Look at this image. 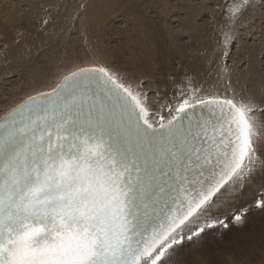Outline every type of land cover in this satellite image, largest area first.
<instances>
[{
  "label": "snow or ice",
  "instance_id": "snow-or-ice-1",
  "mask_svg": "<svg viewBox=\"0 0 264 264\" xmlns=\"http://www.w3.org/2000/svg\"><path fill=\"white\" fill-rule=\"evenodd\" d=\"M246 6H227L229 26ZM80 81L50 116L0 121V264H168L175 247L244 222L253 205L197 223L229 190L258 175L264 185L254 97L229 80L205 98L189 81L161 102L169 118L156 126L143 82L102 67Z\"/></svg>",
  "mask_w": 264,
  "mask_h": 264
},
{
  "label": "bare ground",
  "instance_id": "bare-ground-1",
  "mask_svg": "<svg viewBox=\"0 0 264 264\" xmlns=\"http://www.w3.org/2000/svg\"><path fill=\"white\" fill-rule=\"evenodd\" d=\"M14 1L15 0H0V34H1V32L6 31V29L4 30V26H5V28L10 27L14 31H16V30L19 31L21 33L19 35V38L21 40H24V41H23V44L16 45L11 50V52L19 54V56L14 61L15 65L12 63V65H14L12 67V70H13L15 75L14 74H13L14 76L10 75L8 77V79L6 78V81H3L0 85V121L8 113H10L12 110L21 107L27 100H29L33 97L45 96V95L50 94L53 91H56L58 89V87H60L65 82V80L67 78L73 76L77 72L84 71V70H95L98 67H102V68L106 69L107 71H109V73L112 74L114 77H116L118 79L119 83H124V84L133 83L134 84L136 82H143L146 85L141 90L143 92L147 93V108H148L147 115L149 117L150 122H152L154 125L158 126V124L160 122L159 117L161 115L165 117V122L169 118L168 111L166 109L162 108V104H161V102L163 100L171 99L172 96L170 95L169 91L174 87H176V89H177V86H179V85H185V83L187 85L188 81L184 83V78H188V77L193 78V76H194L193 74L195 73V71L201 67V65L203 63L202 60L206 61L205 60L206 57L205 56L201 57L202 58L201 59L200 58L201 55H199L198 53L192 54V55L184 54L183 56L176 57L174 60V62H175L174 67H175V64H177V65L179 64L180 66H177L173 69V81L172 82L167 83L169 80H166L165 78H162L161 76H157L158 73L156 74L155 69H158V64L156 62H153V57L159 56L161 54V52H160L161 49H160V51H158L159 45L157 46V44L155 42L156 41L155 38H153V35H151L147 31L148 27L144 28V26H142V25L138 26V24H142V22L137 21V22H135L136 24H133L132 29H131V31L133 33L132 38H130V39H127L124 37L122 38L124 45L119 43L117 39H116L117 41H115V40H112L111 37H108L109 35L107 34V28L109 27L110 23L114 24L115 22L118 21L117 17L123 11L124 3L127 2V0H85L86 2H84V0H82L81 2H79V0H74V3H67V9L68 10L70 8H75V4H78V2L80 3L79 8H77V11H79L80 16L76 21H74L76 24V25L74 24L76 26L75 31L73 30V31L69 32L68 36L64 35L63 39H57L55 37L54 39H52V41L48 42L47 44H45L46 42L44 43V40L49 35H52V32H51L52 29L51 28L55 26L54 25L55 21L58 22V20L63 16L64 8H62V4L60 5L59 9L56 10L54 8V2H52V0H31V1L29 0L31 2L29 7H25V5H27L26 0H20V2L18 3V6L13 5V4H15ZM134 1L135 0H129V3L131 4V6H128V7H129L131 12L133 11V13L136 14L137 11L136 10L134 11V8L132 7V4H134ZM147 1L149 3L158 1L160 3V5H162V6L164 4L163 0H147ZM191 1L192 0H188L185 3V7L183 8L184 11L189 13L187 18H189L190 20H191L192 16L193 17H194V15L197 16V10H195L194 12L192 11V2L195 0H193L192 2ZM176 2H177V0H176ZM139 3H142V2H139ZM171 3H174V2H171ZM180 3H182V2H180ZM42 4H44V5L41 6ZM175 5H177V4H175ZM147 6H149V5L147 4ZM155 6H157V4ZM164 6H163V8H164ZM86 8L89 9L90 14H92V16L86 22H84L83 21V19H84L83 15H84V12L86 11ZM167 8H169V7H167ZM175 9H177V8H175ZM38 10H41V11L43 10L48 14V16H50L48 23H49V21H53L52 24L46 26L45 30L44 29L36 30V28H30L31 25L33 24V21H32V24L30 23L31 25L27 26L28 22H30L32 19H34L33 15ZM149 10H151L150 7H149ZM41 11H39V13H41ZM145 11H147V10H145ZM151 11L153 12V10H151ZM158 12L159 11H157V14H158ZM160 12H162V11H160ZM206 12H207V10H206ZM182 14L184 15V13H182ZM199 14H200V12H199ZM162 15H160V16H162ZM39 16H41V15H39ZM130 16H132V15H130ZM130 16H129V18H130ZM185 16H186V14H185ZM36 17H37V15H36ZM165 17H166V15H165ZM2 18H3V20H2ZM133 18H134V15H133ZM137 18H139V17H137ZM183 18H185V17H183ZM50 19H53V20H50ZM34 20H36V19H34ZM144 20H146V19H144ZM147 20H148V18H147ZM22 21H24V22H22ZM180 21H182V20H180ZM74 22H71V23H74ZM24 23H27L26 26H24ZM43 23H44V21H43ZM164 23H165V21H164ZM71 25H73V24H71ZM188 25H189V23H188ZM41 26L43 27V25H41ZM164 26H163V28L166 27V26L165 27ZM24 27L26 29H29V28L30 29L26 30V32H25V30L23 29ZM184 27H185V25H184ZM70 28H71V26H70ZM185 28H187V27H185ZM21 30H23V32H21ZM150 30H151V28H150ZM156 30H158V29H156ZM161 30H162V28H161ZM14 31H13V33H14ZM104 32H105V36L108 37L106 39L102 38V35ZM38 41H41L40 42L41 46L36 47V45H38ZM164 44H165V42H164ZM9 45L10 44H8V46ZM169 45H170V42H169ZM50 46H55V48L54 47L49 48ZM160 46H162V45H160ZM66 47H68L67 50H66ZM170 47H171V45H170ZM177 49H179V48H177ZM196 50H197V48H196ZM7 52H8V50H7ZM166 53L164 55H166ZM8 55L9 54H7V56ZM151 55H153V56H151ZM217 62H218V60H217ZM12 65H10V66H12ZM172 65H173V63H172ZM221 65H223V63ZM217 66H218V64H217ZM167 68H168V66H167ZM164 69L166 70V68H164ZM168 70H169V68H168ZM162 72H163V70H162ZM195 75H196V73H195ZM195 79H197V77ZM203 80H205L207 82V84L203 83L204 85L201 86L202 91L206 94L205 98H208L210 96H215L217 93L222 94L224 92V90H223L224 85L222 87V85L217 86L215 84H211V82H208V80H211V79H208V77H205V76L203 77ZM263 80L264 79H262V81ZM77 82H81L80 77L77 78L76 83ZM71 83H72V81H69L66 83V85H70ZM84 83H86V81ZM200 83L202 84V82H200ZM200 83H199V85H200ZM231 84L233 86L238 87V88L244 89L247 95L254 97L256 105H257L256 111L254 114V118L258 124L264 123V120H262V118H261V116L264 114V108H262L261 104L257 101L259 94L255 90L252 91L251 89H247V87H246L247 85L242 86V84H239V83L233 84L232 82H231ZM206 85H207V87H206ZM204 87H206L208 89H205ZM248 87H249V85H248ZM209 90L211 92H208ZM257 90L259 91V89H257ZM253 93L257 94L256 98L253 95ZM256 144H257V148H258L257 155L259 157V160L257 162V169H259L260 161H264V155H263V153H264V129H261V135L257 138ZM259 179H260V175H258L256 177L255 182L250 181L246 187H237L234 190H229V192L225 193L224 197L222 198V200L219 204V207L217 209L212 210L209 214L202 216L200 218V221H198L197 223L201 222L204 219L205 220L203 222H205L206 220L221 217V215L223 214L221 211H223L224 209H225L224 211H226V209H227V211H229L231 213V211L228 209L229 205H230V207H232V205L234 204V206H233L234 208L239 207L241 209V207L245 206L244 197H245V194L247 192V189L252 188V185L254 183H258ZM235 190H236V192H234ZM233 199L235 200V203L232 202ZM253 210H254V208H253ZM254 219H256V218H254ZM263 219H264V217H263ZM255 222H257V221H255ZM254 223L252 224L253 228H254V225H257L256 223L255 224ZM249 225H251V224H249ZM235 227H236V225L233 226V228H235ZM228 235L227 236H228L229 243H231L232 245L227 244V242H224L223 247L221 249L211 250V251L208 250L209 258L207 261L202 260L200 262L199 259L203 258L205 253L201 254V255L198 253L199 256L196 259L191 258V260H193V262L186 263V264H233V263L234 264H241V262H244L243 244L241 242V239L239 237H237L238 236L237 229H233L232 232L229 233ZM261 240H263V239H261ZM198 242H200V241H198ZM194 244H196V243H194ZM262 245H264V244H262ZM181 247H175L174 254L168 258V264H181V262L177 261V263H174V261H173L176 258V256L178 255V253L180 254ZM193 247H195V246L193 245ZM192 249H194V248H192ZM192 249L190 251H192ZM170 251H173V250H170ZM230 251L232 254L228 257V254ZM233 257H235V258H233ZM215 261H217V262H215ZM161 264H163V261L161 262Z\"/></svg>",
  "mask_w": 264,
  "mask_h": 264
},
{
  "label": "rangeland",
  "instance_id": "rangeland-1",
  "mask_svg": "<svg viewBox=\"0 0 264 264\" xmlns=\"http://www.w3.org/2000/svg\"><path fill=\"white\" fill-rule=\"evenodd\" d=\"M16 1L17 0L14 1V3H15V4H13L14 6L15 5L18 6V3L20 2V0H18L17 2ZM30 1L26 0L27 5H25V7H29V5L31 4ZM81 1L82 0H79V2H81ZM144 1L143 0H138V1L135 0L134 1V4H132V7L134 8V11L135 10L137 11V13L135 14V13H133V11L132 12L130 11L128 6H131V4L129 3V0H127V2L124 3L123 11L117 17L118 21L115 22L114 24L110 23L109 27L107 28V34L109 35L108 37H111V39L115 40V41L118 40L119 43L123 44V41H122L123 37L127 38V39H130L133 37V33L131 31L133 24H136L135 22H137V21L142 22V24H138V26L142 25V26H144V28L148 27L147 28L148 30L147 29L146 30L151 35H153V38H155V40H156L155 42H156L157 46L159 45L158 51H160V49H161V51H160L161 54L157 57L156 56L153 57V62H156L158 64V69H155L156 74L158 73L157 76H161L162 78L169 80L168 82L166 81L167 83L172 82L173 81V69L177 66H180L179 64L178 65L175 64V67H174L175 58L178 56H183L184 54L192 55V54L198 53L199 55H201L200 58L205 56L206 61L202 60L203 63L201 65V67L195 71L196 75H195V73L193 74L195 77L193 76V78L192 77L184 78V83L187 81L188 82L191 81L192 84L201 88V86L204 85L203 83L207 84V82L205 80H203V77L205 76V77H208V79H211V80H208V82H211V84H215L217 86L222 85V87H223V85H225V83L228 82L229 80L233 84L239 83V84H242V86L247 85L246 86L247 89H251L252 91L255 90L259 94L257 101L261 104L262 108H264V83H263L264 80L262 81V79H264V20H263L264 19V0H250L251 7L249 8L246 6L242 10L241 14L236 18L235 22H233L231 24V26H229L227 6L229 4L241 3L242 0H211V1L210 0H195V1L192 0L193 1V2L191 1L192 2V11L194 12L195 10H197V16H195V15H194V17L192 16V18H193V19L191 18L192 21L189 18H187L189 13H187L186 11L183 10V8L185 7V3L188 0H182V1L177 0L178 3L176 2V0H163V3H164L163 6L165 5L164 8L162 5H160V3L158 1H155L152 3H149L147 0L145 2ZM179 1L182 3H180ZM52 2H54V8L56 10H58L60 5L62 4V8H64V11H63V16L58 20V22L55 21V24H54L55 26L51 28L52 29V31H51L52 35H49L48 37H46V39H45L46 41L44 40V43L46 42L45 44L52 41V39H54L55 37L57 39H63L64 35L68 36L69 32H71L73 30L75 31V28H76L75 25L76 24L74 21H76L80 16L79 11H77V8H79V6H80L79 2H78V4H75V8H70L69 10L67 9V3H74V0H62V1L61 0L60 1L59 0L58 1L52 0ZM84 2H86V1L84 0ZM139 2H142V3H139ZM171 2H174V3H171ZM147 4L149 6H147ZM156 4H157V6H155ZM175 4H177V5H175ZM43 5L44 4H42L41 6H43ZM149 7L151 10H153V12L151 10H149ZM167 7H169V8H167ZM175 8H177V9H175ZM145 10H147L148 12ZM206 10H207V12H206ZM39 11H41V10H38L33 15L34 19H36V20L32 19L30 22H28V24L24 23V26H26V24H27V26L31 25L32 21H33L34 25L32 24L30 28H36V30H39V29L45 30L46 26L52 24L53 21H49V23H47V24L43 23V21H45V20L48 21L50 16H48V14L43 10L41 11V13H39ZM157 11H159L158 14H157ZM160 11H162V12H160ZM199 12H200V14H199ZM182 13H184V15ZM164 14L166 15V17ZM185 14H186V16H185ZM36 15H37V17H36ZM39 15H41V16H39ZM130 15H132V16H130ZM133 15H134V18H133ZM160 15H162V16H160ZM91 16H92V14H90L89 9L86 8V11L84 12V15H83V18H84L83 21L86 22ZM129 16H130V18H129ZM137 17H139V18H137ZM183 17H185V18H183ZM143 18L146 20H144ZM147 18H148V20H147ZM2 20H3V18H2ZM50 20H53V19H50ZM180 20H182V21H180ZM164 21H165V23H164ZM22 22H24V21H22ZM71 22H74V23H71ZM187 22L189 23V25ZM71 24H73V25H71ZM41 25H43V27ZM184 25L187 28H185ZM70 26H71V28H70ZM163 26L165 28H163ZM150 28H151V30H150ZM161 28H162V30H161ZM5 29H6V31L1 32V34H0V37H1L0 38V62L2 61L0 63V65H1L0 66V69H1L0 70V85L3 81H6V78L8 79V77L10 75L11 76L15 75L13 70H12V67L15 65L14 61L19 56V54L13 53V52H11V50L14 46L23 44V41H24V40H21L19 38V35L21 34L19 31H17V30L14 31L10 27L5 28V26H4V30ZM23 29L25 30V32H26V30H29V29H26L25 27ZM156 29H158V30H156ZM13 31L15 34L13 33ZM21 32H23V30H21ZM224 32H229L230 38H231L228 40V49L229 50H228V54L226 56L223 55V53H222V49L224 47V38H223ZM108 37L105 36V32H104L102 35V38L106 39ZM40 42L41 41H38V45H36V47L41 46ZM164 42H165V44H164ZM169 42H170L171 47L169 45ZM8 44H10L11 46L10 45L8 46ZM160 45H162V46H160ZM51 47L55 48V46H50L49 48H51ZM177 48H179V49H177ZM196 48H197V50H196ZM67 49H68V47H66V50ZM171 49L173 51L174 50L175 51L173 52ZM7 50H8V52H7ZM164 52L165 53L167 52L166 55H164L165 54ZM7 54H9V55L7 56ZM151 56H153V55H151ZM217 60H218V62H217ZM12 63L14 65H12ZM172 63H173V65H172ZM222 63H223V65H221ZM9 64L12 66H10ZM217 64H218V66H217ZM167 66H168L169 70H168ZM164 68H166V70ZM162 70H163V72H162ZM196 77H197V79H195ZM221 77H224L225 79H221ZM200 82H202V84ZM199 83H200V85H199ZM185 85H186V83H185ZM248 85H249V87H248ZM206 87H207V85H206ZM206 87H204V88L208 89ZM175 89H176V87L172 88L169 91L171 96H172V93ZM257 89H259V91ZM223 90H224V88H223ZM208 92H211V91L209 90ZM253 95L255 96V98L257 97L256 93H253ZM261 118H262V120H264V114L261 116ZM263 155H264V153H263ZM261 175H264V173H262ZM234 192H236V190ZM261 192H264V185L261 184V176H260L259 182L254 183L252 185V188L247 189V192L245 194V197H244L245 206L241 207V209H243L245 207H249V205H253V206L249 207V212H248L247 216L244 218V222L240 226L236 225L235 228H233V226H235L234 224H230L229 229H223L222 227H220V228H216V229H212V230H206V233H205L206 235L204 234L205 236H203L202 239H198V241H200V242L195 240L194 243H196V244L192 243L190 245L186 242L181 247L180 254L178 253L176 258L173 260L174 263H177V261L181 262V264L191 263V262H193V260H191V258L196 259L199 256V254L201 255L204 253L205 254H204L203 258L205 260L203 258H201L199 260H200V262L202 260L207 261L209 258L208 250L209 251L219 250L223 247L224 242H227V244L232 245L231 243H229V240H228L229 235L228 234L231 233L233 229H237V232H238L237 237H239L241 239V242L243 244V251H244V256H243L244 262H241V264H264V245H262V244H264L263 243L264 242V222H263L264 221V219H263L264 210L257 209L254 207L255 199L262 198L259 195ZM232 202L235 203V200L233 199ZM233 206H234V204L232 205V207ZM232 207H230V205H229L228 209L231 211V214H234L236 212V210H238L239 207L238 208H234V207L232 208ZM253 208H254V210H253ZM224 210L221 211L223 213L221 215V218L223 217V215L226 212H229V211H227V209H226V211H224ZM254 218H256V219H254ZM204 220H202L199 223H202ZM255 221H257V222H255ZM254 222L257 225H254V228H253L252 224ZM248 223L251 225H249ZM261 239H263V240H261ZM193 245L195 247H193ZM192 248H194V249H192ZM191 249H192V251H190ZM231 254L232 253L230 251L228 254V257ZM233 258H235V257H233ZM215 262H217V261H215Z\"/></svg>",
  "mask_w": 264,
  "mask_h": 264
}]
</instances>
